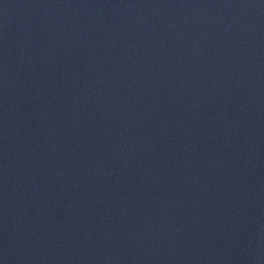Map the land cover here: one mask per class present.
Instances as JSON below:
<instances>
[{
    "label": "water",
    "instance_id": "95a60500",
    "mask_svg": "<svg viewBox=\"0 0 264 264\" xmlns=\"http://www.w3.org/2000/svg\"><path fill=\"white\" fill-rule=\"evenodd\" d=\"M0 264H264V0H0Z\"/></svg>",
    "mask_w": 264,
    "mask_h": 264
}]
</instances>
